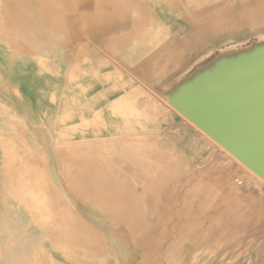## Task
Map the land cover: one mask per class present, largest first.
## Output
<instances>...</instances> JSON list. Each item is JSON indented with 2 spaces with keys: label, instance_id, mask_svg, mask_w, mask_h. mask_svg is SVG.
Returning <instances> with one entry per match:
<instances>
[{
  "label": "bare ground",
  "instance_id": "obj_1",
  "mask_svg": "<svg viewBox=\"0 0 264 264\" xmlns=\"http://www.w3.org/2000/svg\"><path fill=\"white\" fill-rule=\"evenodd\" d=\"M37 17L47 27L57 28V34L73 40L97 38L111 49L119 43L131 44L121 54L123 60L133 71L141 72L146 82L166 78L167 98H173L178 87L186 88L194 81L201 60L206 59L207 65L221 56L239 58L254 50L264 54V0H0V27L7 28L9 36L20 33L39 40L42 30L35 24ZM182 67V73L168 76ZM239 128L242 125L237 122L232 126L233 130ZM123 132L126 134L121 137L112 133L113 138L104 142L102 155L97 146L88 144L70 146L68 154L57 149L59 185L69 198L61 196L47 177L39 174L40 166H32V170L18 165L24 156L13 147H5L8 174L0 178V210L6 211L0 217V263L100 264L105 248L96 229L105 226L109 234L119 237L125 250L121 264H264L262 213H257L249 227L232 223L227 213L211 214V196L206 203L198 197L201 191L212 192L221 183L217 179L202 180L180 198L177 184L183 176L178 175L174 189L165 195L169 177L162 169L161 138L137 141L129 137L131 130ZM25 154L40 161L35 151ZM112 163L120 172L133 174L143 186L149 217L141 214L131 181L113 169ZM184 176L190 178V174ZM232 178L222 174L225 182ZM77 201L99 210L90 214L92 224L77 215L73 208ZM243 208L236 205L239 212ZM25 210L31 219L21 216ZM40 245L56 258L42 249L36 252ZM249 245H256L257 253L248 254L245 249Z\"/></svg>",
  "mask_w": 264,
  "mask_h": 264
},
{
  "label": "crops",
  "instance_id": "obj_2",
  "mask_svg": "<svg viewBox=\"0 0 264 264\" xmlns=\"http://www.w3.org/2000/svg\"><path fill=\"white\" fill-rule=\"evenodd\" d=\"M34 20L42 30L39 40L20 33L9 36L7 28L0 27L3 28L0 34V169H6L5 147H13L19 153L32 151L27 145L11 146L10 138L20 137L28 143L26 137H31L37 141L33 151L41 153V143L51 140L85 135L110 140L112 133L117 132V137H121L126 134L122 131L131 130L129 137L137 141L138 138H161L171 148L172 162L178 163L179 169L200 174L223 170L221 167L228 163L226 156L167 101L166 78L153 84L146 82L141 72L133 71L123 60L121 54L131 44L119 43L111 49L97 38L83 36L73 40L57 34V28L50 24L47 27L40 18ZM184 70V67L176 69L168 76L172 78ZM106 76L115 81L107 82ZM159 89L162 91L157 92ZM115 156L118 157L116 152ZM228 169L223 171L233 175ZM238 170L237 173L242 172ZM245 191L242 199L250 196L249 190ZM253 198L257 202L261 199L260 196ZM25 211L21 216L31 219V213ZM5 212L2 210L0 217ZM263 247L261 239V251ZM42 250L56 258L50 250Z\"/></svg>",
  "mask_w": 264,
  "mask_h": 264
},
{
  "label": "water",
  "instance_id": "obj_3",
  "mask_svg": "<svg viewBox=\"0 0 264 264\" xmlns=\"http://www.w3.org/2000/svg\"><path fill=\"white\" fill-rule=\"evenodd\" d=\"M218 57L168 102L264 179V54ZM242 129L233 130L235 123Z\"/></svg>",
  "mask_w": 264,
  "mask_h": 264
},
{
  "label": "rangeland",
  "instance_id": "obj_4",
  "mask_svg": "<svg viewBox=\"0 0 264 264\" xmlns=\"http://www.w3.org/2000/svg\"><path fill=\"white\" fill-rule=\"evenodd\" d=\"M205 60L199 61L197 65L205 62ZM186 120L188 119L186 118ZM201 132L205 136H207L203 131ZM207 137L210 139V141H212L216 149H218L222 154H224V157L226 156L225 158L228 160V163L224 167H221V169L226 170V167L229 168L227 171L233 174V178H232L233 181H229V180H227L226 182L223 181L222 174L224 173L229 176L230 174H228L227 172L223 170H219V169L215 172L213 171L212 174H209V172L207 173L206 171H202L200 174L199 171L194 173L195 171L193 170L179 169V166L177 165L178 163L175 164L176 162L174 163L172 162L174 161V158L170 155L171 148L167 144L163 143L161 144L163 148L162 169L169 177L166 179L168 192L165 195H167L171 190L174 189L175 187L174 179L178 175L183 176L182 180H180V183L177 184L178 185L177 192L180 194V198L182 197L181 195L185 196L191 193L193 189L196 188V186H198L202 182V180L209 179V178L217 179L218 181H221V183H219V185L216 188H214L212 192L207 193V192L201 191L199 194L200 197H198V198H201V201L203 203H206L208 200L207 196L208 195L211 196L210 198L214 201L212 204L211 214L215 215L218 213H227L229 214L228 215L229 220L232 223H237L238 225L243 224L247 227L251 226L250 224L252 220L257 217L256 215L259 212L263 214L260 217L261 220L262 219L264 220V180L259 175H257L255 172H253L249 167L244 165V163H242L239 159L234 157L233 154L230 153L227 149L222 147L219 143L211 139L209 136ZM106 140H109V139L103 136H89V135H86L84 137L75 136V138L73 137V138L63 139V140L57 139L56 141L51 140L49 142L41 143L40 145L42 149L41 151L43 152L37 153V155L40 156L39 157L40 161L31 160V157H28L27 154L20 152V154H22L24 158L21 159L22 161L18 160L17 162H18V165L20 164L27 165V167H30L32 170H33L32 166H37V167L40 166L39 174H43V176H46L47 179L49 180L50 185L61 196L65 195L68 197L67 193L63 189V186L59 185V182L61 181V173H60L61 170L59 168V163H58L59 159H58L57 149L66 151V153L68 154L70 146H81L83 144H88L90 145V147L97 146L96 147L97 151L101 150L100 154L102 155L106 149V147L104 146V142ZM152 140H149L148 138V142L149 141L151 142ZM25 141H27L28 143H24L22 138L20 137H15V138H10L8 142L11 146H17V147L27 145L33 151L34 150L33 146H36L37 141L36 140L34 141L33 138L31 137H26ZM6 145H8V143H6ZM52 149H53V152H52ZM26 150H28L27 147H26ZM112 152L113 151H111V153ZM137 154H142V152L141 153L137 152ZM105 159L111 162V159L109 157L107 158L105 157ZM34 161L36 162L34 163ZM169 164H170V168L168 169L167 166ZM111 165H113L112 167L113 169L118 170L119 174L123 175L125 178L131 181V184L134 189L135 200L137 201V203L140 204L139 209L140 211H142L141 214L145 215L146 217H149L151 215L149 211V202L147 203L145 200L147 196H146V193L144 192L143 186L136 182V180L133 177V174L126 173V171L120 172V168L116 167L113 163ZM237 168L240 169L242 172L237 173L239 171ZM14 170L16 169H13L12 171ZM7 174H8L7 169H4V170L0 169L1 179L5 178ZM185 174L186 176L190 174V178L188 180H187V177L184 176ZM246 183H248V186ZM245 189L249 190L250 196L246 195L242 199L241 195L243 192L244 193L246 192ZM254 196H260L261 198L260 201L257 202L253 198ZM76 203L78 206L73 203L74 204L73 208L77 212V215L78 216L80 215L79 217H82L85 223L92 224L93 220L90 218V214L99 213V210H97L95 207H94L95 209L92 208L93 206L90 204H81L78 201ZM237 204H241L244 206L241 212L236 210ZM181 206H182V201L179 202L178 208L180 209ZM178 208L176 209V211L178 210ZM243 214H247V216L244 217ZM100 221L103 222L102 218H100ZM103 223L105 224V222ZM261 223H263V221H261ZM96 230H97L96 232L98 233V235L104 242L103 245L105 248L102 254V261L100 264H121V261L126 256V253H125L124 248L122 247V244L120 243L121 241L119 240V237L115 235L114 233H112V235L109 234L111 232H108L105 226H100ZM165 247L166 246L163 245L161 248L165 249ZM256 249H257L256 245H249V247H246L245 250L248 254L251 255V254L257 253ZM137 262L135 264H137Z\"/></svg>",
  "mask_w": 264,
  "mask_h": 264
}]
</instances>
